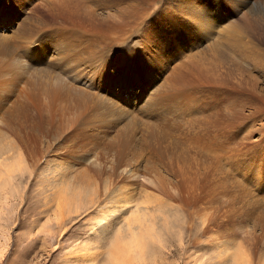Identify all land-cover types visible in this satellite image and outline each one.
<instances>
[{
    "label": "rangeland",
    "instance_id": "obj_1",
    "mask_svg": "<svg viewBox=\"0 0 264 264\" xmlns=\"http://www.w3.org/2000/svg\"><path fill=\"white\" fill-rule=\"evenodd\" d=\"M180 1L0 0V264H264V0Z\"/></svg>",
    "mask_w": 264,
    "mask_h": 264
},
{
    "label": "bare ground",
    "instance_id": "obj_2",
    "mask_svg": "<svg viewBox=\"0 0 264 264\" xmlns=\"http://www.w3.org/2000/svg\"><path fill=\"white\" fill-rule=\"evenodd\" d=\"M72 1V0H71ZM171 1H173V0H171ZM69 2H70V0H69ZM175 2V1H174ZM180 4H182L183 6L182 7H184V8H181V9H188V11H190V13L195 17L196 15H197V13L199 12V10H200V7H198L197 5H201V3H199V2H195V6L193 5H191L192 4V2H190V1H187V0H182V1H180L179 2ZM251 3V0L249 1V0H242V2L239 4V6H246L247 5V7H248V5ZM80 4V3H79ZM177 5V4H176ZM221 5V4H220ZM77 6H78V4H77ZM179 6V5H178ZM104 7V6H103ZM75 8V7H74ZM93 9V8H92ZM205 9V8H204ZM104 10V9H103ZM175 10H176V8H175ZM182 11V10H181ZM215 11H217V8H215ZM215 11H213V12H215ZM91 12V11H90ZM109 12V11H108ZM110 13V12H109ZM203 15V14H202ZM205 15L206 14H204L203 15V17L205 18ZM183 16H186V15H183ZM199 16H201V15H199ZM231 15L229 14V13H220V12H218L216 15H214L213 17H212V19L214 20L213 21V25L212 26H216V28L218 29H220L221 27L223 28V27H228L229 25H231L234 21H227V22H225L226 20H228V18L230 17ZM95 17V16H94ZM93 17V18H94ZM202 17V18H203ZM196 18V17H195ZM194 19V18H193ZM192 19V20H193ZM206 19V18H205ZM198 21H200V22H203L204 23V25L206 24L205 23V21L204 20H202L201 18H199L198 17V19H197ZM207 21V20H206ZM194 23H196V21H195V19H194ZM193 24V23H192ZM199 25H201V26H203V24L202 23H198ZM196 25V24H195ZM105 27V26H104ZM204 28H205V26H203ZM213 31V30H212ZM218 32V31H217ZM212 35V34H211ZM211 37H213V36H211ZM213 38H215V37H213ZM236 39L235 38H233L232 39V41H235ZM215 41H216V39H215ZM214 41V42H215ZM236 42V41H235ZM242 42V41H241ZM211 43V42H210ZM216 43H217V41H216ZM207 44H209V42L207 43ZM212 44V43H211ZM210 44V45H211ZM219 44V43H218ZM239 44H241V43H239ZM205 45V44H204ZM212 45H214V43L212 44ZM216 45V44H215ZM209 46V45H208ZM218 46V45H217ZM216 46V47H217ZM239 46V45H238ZM35 47V46H34ZM33 47V48H34ZM213 48H214V46H212ZM212 47H210V48H212ZM206 48H208V47H206ZM218 48H219V46H218ZM209 49V48H208ZM232 49H234V45L233 44H231V42H228L227 43V47H226V50H230V51H232ZM246 49V48H245ZM211 50V49H210ZM219 50V49H218ZM211 51H213V50H211ZM224 51V50H223ZM242 51H245V50H243V48H242ZM216 52H217V49L214 51V53L216 54ZM236 52V51H235ZM249 53V52H248ZM251 53H253V52H251ZM224 54H226V51H224ZM243 54V53H242ZM64 55H65V53H64ZM245 55V54H244ZM33 56V55H32ZM224 56V55H223ZM31 57V56H30ZM34 57V56H33ZM65 58V57H64ZM63 59V58H62ZM66 60V59H65ZM251 60V59H250ZM253 60H254V58H253ZM254 63V62H253ZM14 65H16V64H14ZM21 65H23V63L21 64ZM20 65V66H21ZM43 65H46V67H51V66H49L48 64H43ZM54 65L57 67L56 69V71H53V73H52V75H49V76H46V77H41L45 82H47L48 83V89H47V84H45L44 85V87H43V91H44V94L46 95V97L48 98V100H50L51 101V99H54V98H60V97H63V98H65V105H67V107H68V109H70V107L73 109V108H75V109H77L76 111L77 112H79L80 113V115L81 114H84L85 116H84V118H80L79 120V122H84L85 120H87V119H89L91 116H89V118H87V119H85V117H86V115H90V114H85L86 113V110H87V108L89 107V106H91L90 104H91V101L89 100V97H90V95H89V91H87V90H91L92 89V91H95L94 89H95V77H94V75L91 73V72H89V71H87V72H82L81 70H78L76 67H77V65H75V64H73V63H71V61L70 60H67V62L66 61H63V60H61L60 59V62H57V63H54ZM254 65V64H253ZM137 66H139V72L137 73V76H138V74L140 73V71H142V69L140 68V67H142L141 65H140V63H137ZM16 67V66H15ZM256 67V66H255ZM257 68V67H256ZM47 70H48V68H46ZM138 69V68H137ZM48 72H49V70H48ZM263 74H264V69H263ZM132 76H134V75H129V77H132ZM84 79L86 80V82H83L84 81ZM140 85V84H139ZM97 86V85H96ZM103 86V85H102ZM100 87L99 89L101 90V91H103V89H104V87ZM105 86V85H104ZM138 86V85H137ZM87 89V90H86ZM140 89L142 90V88H141V85H140ZM137 93H138V91H137ZM105 94H107V93H105ZM91 96H97V98L99 99V101H100V103H104V104H108V103H112V101L110 100L112 97L111 96H109V95H104L103 96V93L102 92H100L99 93V95H97V94H95V92H92V94H91ZM109 96V97H108ZM110 98V99H109ZM93 99V98H92ZM118 100V99H117ZM90 103V104H89ZM99 103V104H100ZM119 103V102H118ZM111 105V104H110ZM99 107L101 106L102 108L105 106H102L101 104L100 105H98ZM112 106V105H111ZM100 107V108H101ZM106 107V106H105ZM112 107H114V106H112ZM92 108V107H91ZM90 108V109H91ZM101 108V112H103V114H104V111H102L103 109H105V108H103L102 109ZM121 108V107H120ZM106 109H107V107H106ZM116 109H117V111H118V108H117V106H116ZM97 110H99L98 109V107H97ZM120 110V109H119ZM122 111H123V109H122ZM122 111H121V113H122ZM125 111V110H124ZM93 112V111H92ZM100 112V113H101ZM99 113V112H98ZM121 113H120V115H121ZM125 114H127V113H125ZM71 116V115H70ZM75 117V119L78 121V118L76 117V116H74ZM78 117H79V115H78ZM83 117V116H82ZM123 119V118H122ZM127 119V118H126ZM122 145V144H121ZM103 215H104V211H103V209L101 208V209H99L98 210V212H97V217L95 218L96 220H100V219H102L103 218ZM263 216V215H262ZM121 227V226H120ZM123 228V227H122ZM119 230H122V229H119ZM125 231V230H124ZM123 232V231H122ZM139 234V235H137V233ZM118 233V232H117ZM118 235V234H117ZM116 235V236H117ZM130 235H131V237L133 238V240H134V247H136L137 249H138V247H139V245H138V243H137V241L139 240L138 239V237L140 236V233L136 230V231H134L132 234H131V232H130ZM119 237L120 238H124V235H120L119 234ZM121 239V240H122ZM138 239V240H137ZM118 241H119V239H118ZM113 246V245H112ZM114 248V247H113ZM112 248V249H113ZM136 250V249H135ZM140 251H141V249H139ZM133 251H134V248H133ZM139 251V252H140ZM109 254H110V252H109Z\"/></svg>",
    "mask_w": 264,
    "mask_h": 264
}]
</instances>
